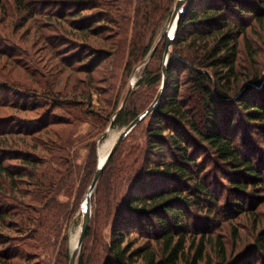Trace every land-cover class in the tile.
<instances>
[{
	"label": "trees",
	"instance_id": "obj_1",
	"mask_svg": "<svg viewBox=\"0 0 264 264\" xmlns=\"http://www.w3.org/2000/svg\"><path fill=\"white\" fill-rule=\"evenodd\" d=\"M15 2L19 10L30 13L29 20L41 14L50 24L56 15L68 12L77 19L74 29L82 34L80 57L68 56L57 43L44 44L50 57L43 64L37 61L34 71L26 69L30 83L24 90L0 79V108L29 112L26 119L35 123L21 131L15 126L16 115H0V149L5 151L0 154V195L11 201L0 202V264H35L37 252L25 250L27 241L35 240L39 249L56 232L57 216L63 211L56 201L58 186L69 180L74 168L70 156L61 153L72 146L70 126L83 120L77 119L78 112L104 128L122 116L130 123L145 111L148 105L142 99L155 85L154 97L162 88L167 36L154 49L151 38L176 0H75L72 10L49 15L35 11L31 1ZM255 26L264 34V0L186 1L170 49L163 94L132 129L148 119L147 141L129 146L126 156L120 157L119 148L131 131L106 164L91 196L92 216L78 264H230L223 239L216 241L220 260L215 262L207 254L208 232L192 223L199 215L208 219L220 215L215 211L220 197L212 186L213 168L235 171L229 179L239 193L251 182L264 183L253 148L239 138L246 123L264 136V65L256 54L249 55L253 51L249 33ZM5 54L18 64L13 51ZM62 54V63L50 66L51 59ZM146 58L141 88L129 94L128 88L120 106L129 76ZM64 69L71 70L69 77L74 72L76 76L61 87L58 76ZM62 109L68 115L58 114ZM10 160L21 161L23 168L13 167ZM51 162L53 166L46 165ZM94 162L90 159L85 166L89 185L99 165ZM242 206V200L233 202L232 212ZM136 233L150 239L136 247ZM71 254L57 264H69Z\"/></svg>",
	"mask_w": 264,
	"mask_h": 264
},
{
	"label": "rangeland",
	"instance_id": "obj_2",
	"mask_svg": "<svg viewBox=\"0 0 264 264\" xmlns=\"http://www.w3.org/2000/svg\"><path fill=\"white\" fill-rule=\"evenodd\" d=\"M28 1L33 3L31 7L35 11L48 12V15L54 13L55 10H60L59 12L70 11L75 5V0ZM69 14L67 12L65 15H56V18L54 17L51 20V24L47 23V16L41 14L31 17L29 20L30 13L19 10L15 0H3V5L0 8V50H5V53L13 51L16 55L15 57L18 58V64L14 65L12 58H8L5 53L0 52V79H8L11 84H15L24 90L30 83V76L26 69L34 71L36 67H39L38 65L36 66L39 61L42 60L43 64L50 57L49 50L42 49L44 44L47 45L48 41L57 43L56 45L60 50L62 49V52H66L68 56L76 55L80 57L82 53V34L77 29H74L73 22H76L77 19L71 17ZM171 16L172 13L168 15L163 24L154 32L151 38L152 49L164 41L166 34L164 36L163 34L167 29ZM46 25H52L54 27L47 29ZM37 27L40 30L37 31ZM36 34H42L43 36L42 38H35ZM46 35H49L50 38L46 39ZM130 36H132V32ZM263 36L264 34L259 26L253 27L249 33L250 42L253 46V51H249V55L256 54V59L262 66L264 65ZM32 44H36L34 48L31 47ZM241 45H243L241 49V53L243 54L246 52V48L244 44ZM63 56L62 54V56L53 57L50 66L58 62L62 63ZM124 59L125 56L121 58V60ZM34 60L38 62L36 63ZM148 61L149 58H146L142 63L137 65L134 72L129 76L126 87L121 92L120 106L128 96V88H141L139 80L144 76V69ZM121 68L122 66L116 70V84L119 82L118 77L121 75ZM37 70L41 72V68H37ZM56 70L59 69L56 68ZM70 71V69L65 70L58 76L59 86L62 87L67 82V78L71 80L69 82H72L76 73L74 72L73 76L69 77L68 72ZM156 90L157 86L155 85L154 88L150 89L149 96L142 99L144 106L148 105L147 108L156 99L157 94L154 97ZM152 96L154 99L151 101ZM2 100L5 99L3 98ZM44 110L45 108L38 109L35 116H39ZM58 114L68 115L67 111L63 109ZM0 115H16L17 121L15 126H20L21 131H24L22 128L35 125L33 123L34 121L31 122L26 119L31 116L29 112L16 111L10 106L0 108ZM77 115V119H83L82 121L84 122L81 121L75 123L74 126H70L72 146L65 152H61L64 157L70 156L74 168L69 180L65 184L63 183L58 186L59 191L56 196V201L60 206H63V211L57 216L58 228L53 235H50L52 236L50 241L42 245L39 249L37 247L38 243L33 239H29L27 241L28 245L25 247V250L28 252H37L34 255V259H32L35 264H57L58 261L63 263L64 260H67V255L72 253L74 249L72 247V237L74 234H78L79 236L84 217L83 205L85 204L86 194L90 187L85 178V166L90 159L96 160L94 165H98L102 142L112 131L120 133L129 124L125 120V116H122L115 124H112L113 121H111L108 126H104L103 128L94 118L90 120L87 115H81L79 112ZM115 116L116 113H113L112 120ZM147 124L148 119L143 121L128 135L119 148L120 157L126 156L129 146L133 144L143 146L145 144L147 141V133L145 130ZM241 130L239 138L245 139V142L253 148L252 154L255 160L258 161L256 164L264 171V136L260 132L257 133L256 131L258 129L250 123L244 124ZM101 131H103L102 134L100 133ZM242 146L247 148L243 142ZM1 152L5 151H1L0 149V154H4ZM39 154H44V152L41 151ZM8 162L13 163V167L15 168L19 167L20 164L22 166V162L19 160H10ZM46 165L53 166V162ZM211 175L215 176L212 181L214 193L220 197L219 203H213V205L216 204L215 211H218L220 215L215 216L214 219H208L204 215H199L200 217L196 218L192 223V227L196 229L205 227L206 232H208L207 238L210 240L207 247L208 256H211L215 262L220 260L216 241L221 237L227 250V258L231 261L230 264H246V262L264 264V248L260 247L264 243V183L256 185L254 182H251L246 192L239 193L234 189L233 182L229 179L230 177L236 176L235 171H232L230 167L213 168ZM241 200L243 206L238 207V211L232 212L233 202ZM0 202L7 204L11 201H8L3 195H0ZM208 204L210 206L212 205L211 203ZM136 234L133 236L136 247L144 245L150 239L148 236L141 235L138 237V233ZM198 236L201 235L198 234ZM30 244H33L34 247ZM76 264H78V258Z\"/></svg>",
	"mask_w": 264,
	"mask_h": 264
},
{
	"label": "water",
	"instance_id": "obj_3",
	"mask_svg": "<svg viewBox=\"0 0 264 264\" xmlns=\"http://www.w3.org/2000/svg\"><path fill=\"white\" fill-rule=\"evenodd\" d=\"M186 1L187 0H176L175 6H174V9L172 12V16H171V19H170L169 24H168V28L165 30V32L163 34V36L166 34L167 37H166V47H165L164 64H163V78L164 79H163L161 90L159 91L158 95L156 96V99L153 102V104H151V106L149 108H147V110H145L142 114H140L138 117H136L132 122H130L119 133L116 142L112 146V148L109 151V153L107 154L106 158L103 161H101V160L99 161V165H98V168L96 170L95 176H94V178L90 184V187L88 189V192L86 194L85 204L83 205L84 217H83V222L81 225L80 233L78 236V243H77V246L72 251L69 264H76L77 258L79 256L80 249L82 247L83 241L85 239V236H86V233L88 231L90 221H91V216H92L91 196L95 190V187L98 183L100 176L102 175V173L106 167V164L108 163V161L111 158V156L113 155V153L117 150V148L119 147V145L121 144L123 139L126 137V135L128 133H130L132 131V129L140 121H142L145 117H147L153 111L154 107L158 104V101L163 94L164 87L166 84V79H167V68H166V66H167L168 59H169V52H170L171 46L173 44V41L175 39L177 30H178L179 20L183 14ZM174 21H175V29H174V32L171 33L170 31H171V28L173 26ZM131 89H132V87L129 88L128 94L131 91Z\"/></svg>",
	"mask_w": 264,
	"mask_h": 264
},
{
	"label": "bare ground",
	"instance_id": "obj_4",
	"mask_svg": "<svg viewBox=\"0 0 264 264\" xmlns=\"http://www.w3.org/2000/svg\"><path fill=\"white\" fill-rule=\"evenodd\" d=\"M174 29H175V21L173 22V26L170 32L173 33ZM118 135H119L118 132L112 131L110 135L102 142L100 146V160L101 161H103L106 158L107 154L109 153L112 146L116 142ZM77 243H78V234H74L72 237V247L75 248L77 246Z\"/></svg>",
	"mask_w": 264,
	"mask_h": 264
}]
</instances>
